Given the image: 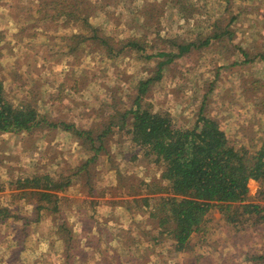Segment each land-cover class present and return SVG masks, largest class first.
<instances>
[{"label": "rangeland", "instance_id": "1", "mask_svg": "<svg viewBox=\"0 0 264 264\" xmlns=\"http://www.w3.org/2000/svg\"><path fill=\"white\" fill-rule=\"evenodd\" d=\"M90 1L95 6L92 22L104 34L136 37L143 35L147 11L158 0ZM51 2L0 0V79L6 97L14 104L35 105L49 122L99 129L109 122L115 105L130 104L137 84L151 78L156 63L164 57L147 58L155 50L146 48L114 63L93 44L62 57L74 45L63 35L70 36L67 34L74 27L56 31L51 23L48 27L39 24ZM192 2L200 13L212 14L223 28L232 31L235 44L251 55L264 54V0H224L221 9L218 0ZM173 12L175 9L167 12L162 36L204 30L198 22L189 28V18ZM143 40L149 46L163 41L153 31ZM235 49L222 42L173 58L142 96L144 101L152 110L168 113L178 125L191 127L199 112L206 114L219 123L235 146L254 148L264 142V60L257 57L235 65ZM104 141V149L86 174L71 176L87 154L70 133L46 126L32 132H0V204L12 214L0 221V264L60 262L54 215L37 216L33 200L13 196L18 192L11 185L13 180L43 173L72 177L74 184L60 196L62 214L80 242L78 264H103L105 257L116 254L113 248L117 246L125 249L119 250L123 260L134 261L128 264H195L196 258V264H249V251L264 253L263 225L262 229L249 225L241 230L224 220L215 203L192 236V249L174 251L173 241L159 232L158 222L147 218L149 211L134 216L121 207L126 196L111 194L117 173L150 183L158 180L162 165L146 157L122 133L107 135ZM247 187L244 202L263 204L260 184L250 179ZM91 189L93 194H89ZM15 215L27 218L24 232L23 221H16ZM120 235L123 240L118 239Z\"/></svg>", "mask_w": 264, "mask_h": 264}, {"label": "trees", "instance_id": "2", "mask_svg": "<svg viewBox=\"0 0 264 264\" xmlns=\"http://www.w3.org/2000/svg\"><path fill=\"white\" fill-rule=\"evenodd\" d=\"M218 2L221 3L219 6L221 9L224 0ZM225 2L228 3V0ZM51 4L50 11L40 17L39 24L46 23L48 27L51 23L56 31L60 28L74 27L67 34L70 36L63 35V38L73 41L74 45L69 47V53H62V57L75 54L82 47L93 44L99 46L107 59L114 63L126 59L133 53L143 52L146 48L155 50V53L147 55V58L161 56L164 59L156 63L151 78L137 84V92L130 104L127 107L115 105L109 112V122L96 130L76 127L73 122H49L35 105L14 104L6 97L0 79V132H32L39 126H46L60 128L70 133L79 141L80 146L85 147L87 154L85 161L75 167L76 170L71 176L74 173V176L86 174L88 166L95 162L98 154L104 149L103 144L107 135L114 133L126 135L146 157H151L154 163L162 165V169L158 180L150 183L144 180L134 181L117 173L116 188L111 194L126 196L128 199L122 202L124 205L121 207L130 209L134 216H142L149 211L147 218L158 222L159 232L173 241L174 251L192 249L190 240L199 230L205 214L213 203L219 206L226 222L235 227L241 226L242 228H239L241 230L249 225L258 229L263 225L264 228V203L244 202L250 179L260 184V195L264 201V142L252 149L235 146L219 123L201 112L191 127L178 125L168 113L152 110L142 97L153 81L160 79V71L164 64L195 48L229 42L238 52L237 60L233 62L235 65L253 62L257 57L264 60V54L251 55L245 48L235 44L234 33L223 28L212 14L200 13L199 6L192 0L153 2L142 26L144 33L136 37L104 34L102 28L92 22L91 15L95 6L90 0H52ZM174 9L173 14L176 15L178 12L183 15V19L189 18L187 19L189 26L198 22L204 30L162 36L160 34L164 29L162 25L165 21L168 22L170 14L167 12ZM224 9L229 11L226 7ZM225 15L228 14L225 12ZM234 19L235 16L232 15L230 20ZM191 27L193 26L189 28ZM152 31L161 36L163 39L161 44L149 46L148 42L143 40L148 32ZM262 86L264 87V83ZM71 176L34 174L29 177H17L11 183L18 191L13 196H22L23 199L36 203L37 216L54 215L56 222L54 235L61 248L58 264H78L80 260L78 254L80 242L63 216L61 206L60 193L74 184ZM89 194H93L92 189ZM101 194H104V191ZM11 215L10 210L0 204V221ZM134 216L131 221L134 220ZM14 218L16 221H23L21 231L24 232L27 218L20 215H15ZM93 227L94 224L91 229ZM120 236L118 239L123 240V236ZM119 247L113 248L116 254L109 258L105 257L103 264L134 262L132 258L123 260L119 250L122 252L125 249ZM197 260L198 258L195 259V264ZM246 260L249 264H264V253L249 251Z\"/></svg>", "mask_w": 264, "mask_h": 264}]
</instances>
